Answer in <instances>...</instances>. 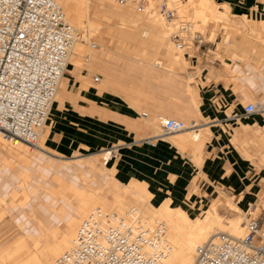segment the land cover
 <instances>
[{
  "label": "rangeland",
  "instance_id": "1",
  "mask_svg": "<svg viewBox=\"0 0 264 264\" xmlns=\"http://www.w3.org/2000/svg\"><path fill=\"white\" fill-rule=\"evenodd\" d=\"M170 1L177 14L181 13V16H185L190 20L191 32L193 30L204 32L209 29L213 31V35L217 33V37H221L218 46L223 44L226 47H232V50L237 52L239 56L254 61L256 66L264 70V0H253V8L250 11H248L246 4L242 2L234 1L231 10L230 5L226 1L224 3V1L214 0L215 12L205 17L195 13V8L188 3V0ZM89 2L91 3L90 13L84 17L83 25L79 26L72 23L77 30V42L80 43V46L82 45L80 54L83 56L85 54L91 55L94 59L92 68L100 72L102 76V80L98 85L99 89L111 87L137 108L135 119L130 121L132 124H128L125 127V130L133 134L126 135L127 137L122 140L126 141V143L119 145H138L139 141H141L139 138L141 137L142 122L150 125L148 121L150 118L152 119L151 124L155 133L161 130L160 117L162 116L174 117L183 120L187 124L192 121L197 123L194 127L182 129L184 131L198 127L199 120H203L205 117L199 112V100L190 83L191 80H194L193 75L197 71H190L188 68L189 63L183 60V58L185 59V49L175 47L169 37L171 29H167L160 18L156 20L152 17L150 18L148 12H138L131 4L121 5L116 0H89ZM179 3L184 4L185 9H183V12L178 11L176 5ZM104 4H110L114 12L107 16L102 14L100 8ZM70 17L72 16L70 15ZM88 21L92 22V24H89ZM85 22L86 24L84 25ZM143 29H147L146 35H141V30ZM151 35H155L156 39L151 38ZM136 37L142 40L141 43L136 42ZM225 37L228 42H224ZM243 37L247 40L245 46L242 44ZM90 41L96 42L97 46L90 47ZM84 51L86 52L84 53ZM173 57H179L178 61L173 63L176 68L175 73L169 72L166 68L168 60H172ZM154 58L161 60L159 66L151 64ZM148 68L157 69L158 73L151 76L146 72ZM262 97L264 96L260 95L259 97L249 98L247 101L242 100L243 106L248 101L264 104V98ZM142 110L146 111L148 115L142 117ZM253 114H245L242 107L237 119L226 124L224 129L228 136V144L256 169V173L251 177L254 181H258L260 189L258 192L253 193L255 198L252 202L254 205L252 215H257L260 221L264 223V207L262 205V201H264V122L262 113ZM197 129L199 135L196 140L192 139V132L182 135L180 130L176 132L177 135L170 139L180 146H183L181 145V140L194 141L193 143L199 145L203 129ZM45 140L46 135L43 138L40 137L38 142L42 147L40 149L38 147H30L27 144H13L11 139L6 140L0 136V177H7V181H4L2 188L3 192H0V197L2 198L0 209L5 210L3 214H0V264H15V261L21 258V256L17 257L15 254L3 255L6 250L11 248L15 239L19 236L24 235L28 245H32L31 235H39L41 232L49 233L53 229L61 230L63 225L54 226L50 230L36 227L35 223L38 222L36 217H38L39 209H45L43 214L51 213L56 217L60 216L58 218L62 221L61 224L65 223L62 217H68L74 212L77 202L75 196L79 194L73 190V185L67 181L74 183L73 179H76V177L81 179V176L74 173L66 174L61 176V178L54 176L51 174L54 169L47 166L48 160L44 161L43 158L56 160L63 164L74 163L81 159L84 160L83 164L85 165L86 161L89 163L95 162V157L99 155L97 153L104 151L106 148L113 149L112 147L115 148L116 146L115 151H118L115 144L99 149H91V145L83 144L87 149V153L84 152L85 154L56 159L52 157L53 154L48 150ZM122 141L118 140V143ZM198 158H194V161H201L200 157ZM96 166L100 172H109L99 162ZM198 170L192 178L194 182L193 188L184 192L187 213L193 218L201 216L206 210L213 211L215 209L221 216L223 226L227 227L231 221L236 219L240 224V228L243 229L242 224L247 216L246 211L250 201L244 202L243 209L234 210L228 204V200L231 198L230 201L235 202L239 198L244 199L242 193L245 191L240 193L239 191L227 190L219 186H214L212 190H202L198 187L197 182L200 176L206 178V175L201 173L200 168ZM27 174L26 178L25 175ZM130 180L131 178L125 181L117 176L111 177L101 187L87 186L81 188L76 186L81 190L92 189L96 191V197L99 199L103 195L108 204L106 210H109L111 202L114 200L111 189L117 188L116 192L121 194L120 183H128ZM24 192L27 195L26 198L24 197ZM13 193L16 196L14 203H11ZM60 193H65L71 201ZM85 193L87 191H82V195ZM167 193L165 192V194ZM163 195V192H154V196L149 202L159 205L164 198ZM30 196L33 197L32 201L29 199ZM108 196L112 197L109 198ZM123 196L121 198L126 199L122 200L127 209L133 204L131 201L133 196L131 198L130 193H126ZM171 197L172 204L179 202L173 196ZM19 199L23 200V206L17 209L15 206L21 203ZM98 205L100 203H97ZM89 210L84 213L87 214ZM84 213L80 214L81 217L78 216L76 225L83 218ZM12 216L25 218L31 223L26 224V228L22 226L21 222L14 220ZM66 246L67 244L64 243L61 251L54 254L50 261L45 264H52L53 258L58 256Z\"/></svg>",
  "mask_w": 264,
  "mask_h": 264
},
{
  "label": "crops",
  "instance_id": "2",
  "mask_svg": "<svg viewBox=\"0 0 264 264\" xmlns=\"http://www.w3.org/2000/svg\"><path fill=\"white\" fill-rule=\"evenodd\" d=\"M220 1H226L231 10L234 1L246 4L248 11L253 8V0ZM100 12L110 15L114 10L102 7ZM144 31L147 29L141 30V35L147 34H144ZM212 32L209 29L201 32V41H197L195 38L188 44L184 52L190 71H197L193 77L194 80H191L190 83L199 100V112L205 117L203 120H199L198 127H195L203 129L197 149L192 144L194 141L181 142L183 146L174 143L170 138L177 135V131L161 136L158 135V132L155 133L151 118L148 120L150 125L142 122L141 137L139 138L141 141L138 145L120 146L119 144L126 143V141H122L127 137L126 135L133 134L125 130V127L132 124L130 121L135 119L137 108L111 87L99 89L98 85L102 76L100 72L92 68L94 59L91 55L78 54L80 61L78 60L77 63L79 65L70 64L67 85L62 90L60 103L53 108L52 123L45 142L48 150L53 154L52 157L56 159L85 154L87 149L83 144L91 145V149L115 144L118 151L114 152L106 165L114 166L116 170L113 174L106 171L100 172L97 170V163L86 161L85 165L87 166H85L84 160L81 159L74 163L63 164L56 160L43 158L44 161L48 160L47 166L54 169L51 174L60 178L71 173L80 175L81 179L76 177L73 179L74 183L67 182L81 188L101 187L111 177L118 176L125 181L130 178H138L144 180L153 193L163 192L164 198L171 195L176 201L185 202L184 192L193 188L192 178L200 168L206 178L199 177L197 182L199 188L212 190L214 186H219L240 193L245 191L242 193L244 202L250 201V204H253L255 198L253 193L260 189L258 181H254L251 177L256 173V169L228 144V136L224 127L230 121L237 119L239 111L243 107L242 100L247 101L249 98L264 96V70L256 66L254 61L239 56L232 50V47H226L223 44L218 46L221 37L218 38V34L213 35ZM135 39L137 43L142 41L138 37ZM224 42H228V40L225 39ZM242 42L244 46L247 44L245 37ZM178 59L173 57L172 60H168L167 66L170 67L166 68L169 72H176L173 63ZM153 60L151 62L153 66L160 65ZM146 72L151 76L158 73L154 68H148ZM94 76H98V79L95 80ZM187 86L190 85L187 84ZM147 115L148 113L145 116ZM252 115L254 114L252 113ZM193 124L195 126L197 123L192 121L188 127H194ZM180 131L182 135L186 133L182 129ZM153 134L154 136H152ZM118 140L122 142L118 143ZM198 157L201 158L199 165L194 161V158ZM4 181H7V177H0V192H3ZM116 189L112 188L111 190L116 192ZM88 190L92 189L81 190V192ZM165 192L168 193L165 194ZM60 194L69 199L65 193ZM15 196L13 193L11 203H14ZM75 198L77 201H81V199H85V196L79 194ZM29 199L32 201L33 197L30 196ZM19 202H21L18 204L19 207L15 206L17 209L23 206V200L19 199ZM44 210V208L38 210L36 227L50 230L54 226L63 225L61 230L53 229L49 233L41 232L39 235H31L32 245H28L24 235L16 238L11 248L3 253V255L21 256L15 261V264H34L35 245H37L38 253L44 262L50 260L54 255L46 248V245L52 247L54 251L63 247L60 238L68 230L66 226L68 217H62L65 223L61 224L60 216L58 218L51 213L43 214ZM0 214H3L1 209ZM12 217L26 228V224L31 223L22 217Z\"/></svg>",
  "mask_w": 264,
  "mask_h": 264
},
{
  "label": "built area",
  "instance_id": "3",
  "mask_svg": "<svg viewBox=\"0 0 264 264\" xmlns=\"http://www.w3.org/2000/svg\"><path fill=\"white\" fill-rule=\"evenodd\" d=\"M138 12L156 13L175 47L186 50L201 32L175 12L170 0H116ZM77 36L59 0H0V131L30 147H39L59 81ZM90 47L96 42L90 41ZM195 74L193 75V77ZM97 80L98 76H94ZM245 114L262 113L264 104L249 101ZM147 114L142 111V116ZM188 127L174 117L160 119L158 135ZM249 204L243 231L221 232L196 249L193 264H264V223ZM162 222L144 224L134 207L124 214L94 207L76 228L71 244L52 264H159L166 249Z\"/></svg>",
  "mask_w": 264,
  "mask_h": 264
},
{
  "label": "bare ground",
  "instance_id": "4",
  "mask_svg": "<svg viewBox=\"0 0 264 264\" xmlns=\"http://www.w3.org/2000/svg\"><path fill=\"white\" fill-rule=\"evenodd\" d=\"M188 1H189L188 3H190L195 8V13H197L198 15L205 17L207 15H212L215 12L214 0H188ZM59 2L62 3L61 5H62L63 10L65 12L66 18L71 23H75L79 26H82L84 17H86V15L90 13L91 3L89 2V0H59ZM174 3H176V2L174 1ZM224 3H225V1H224ZM173 5H175V4H173ZM183 5L180 3L178 5H176L178 7L179 12H183V9H185ZM101 7H106L107 10L112 9V7H110V4H104V5H101ZM186 9H187V7H186ZM180 14L181 13H179V15ZM70 15L72 17H70ZM148 16H150V18L152 17L155 20L158 19V17L156 16V13H154V12L149 13ZM85 21H86V19H85ZM88 23L92 24V22H90V21H88ZM85 24H86V22L84 23V25ZM145 33H147V31H144V34ZM154 37L156 38L155 35H153V38ZM225 39H226V37H225ZM226 41H227V39H226ZM80 47H82V45L80 46V43L77 42V36H76V38L72 44V49L68 55L65 72L63 73V75L59 81V84H58L59 88H57V91H56V94L54 97L55 100H53L54 103H52L53 105L51 106L50 112H49L47 120L45 122V127H44L42 134H41V138H43L44 135H46V136L48 135V132H49L48 129L52 123L51 114L53 113V108L55 107V105H57L58 102L62 99V90L65 89V87L67 85V81H68V74L67 73L71 69L70 64L75 63V64L79 65L77 62H78V60L80 61V59H79L80 57L78 58V54L81 53ZM85 52L86 51H84V53ZM175 58H177V57H175ZM153 62L161 63V60L160 59H154ZM169 67L170 66H167V68H169ZM189 88H191V86H189ZM160 118H164V116H162ZM192 126H194V124ZM197 130L198 129H196V128H191V129H186L184 132H186V133L192 132L191 137L193 140H196L198 138V135H199V133H198L199 131H197ZM0 136L6 140L10 139V138L4 136L1 131H0ZM152 136H154V134ZM11 140H12L13 144H18V143L26 144V143L21 142L20 140H18L16 138H11ZM182 141L186 142L189 140H181V142ZM192 144H193L194 148H198V144L193 143V142H192ZM38 148H40V149L42 148L40 144H39ZM112 148L113 149H110V148L107 149L106 148L104 151L97 153L99 155H97L95 157L96 158L95 163L99 162V163L103 164L104 168L107 169L110 174H113L115 167L114 166L113 167L107 166L106 162H108V160L111 158L113 152L116 150V146H115V148L114 147H112ZM104 159H106V161H104ZM200 162L201 161H195V163L198 165L201 164ZM25 176L27 178L28 174ZM23 182H24V180H23ZM120 188L122 189L121 194H119L118 192H113L112 196H114V198H113L114 200L111 202V206H110V209L108 211H115L118 214H124V212L126 211V207H125V204L123 203V200H122L124 198H121V196L125 195L126 193H130L131 198L133 196V198L131 200L133 202V204L131 207H134L138 211V213L142 216L144 224L147 227H153L157 222H162L163 225L165 226L166 249H165L164 255L161 258V261L159 264H193L194 259H195V255H196L197 247L199 245L203 244L207 239L215 237L216 235H218L221 232H226V233L238 236L241 234V232L243 230L240 228V224L236 219H234L235 221H231L227 225V227L223 226L221 216L217 213V211L215 209L213 211L212 210H206L201 216H195L192 218L187 213L185 202L179 201L176 204H172V200H171L172 197L171 196H167V197L163 198V200L161 201V203L159 205H154V204L150 203L149 201L154 196V193L147 187L146 182L144 180H141L138 178H132L128 183L122 182ZM73 189H74V191L78 192L79 194H82L81 190L76 185L73 186ZM95 193L96 192L93 190H88L87 193L84 194L85 199H81V201L78 200L76 205H75L76 207L75 208L73 207L74 208L73 214H70L68 216V219L66 221V226L68 227V230L65 231L61 235V238H60V242L62 244H64V243L67 244L65 249L71 244V240H72V238L75 234L76 228H77L76 226H78V224L76 225V220L78 219V216H80L81 213L87 212L88 209L92 210L94 207H100L101 209H104V210L107 209L108 204L106 203L104 196L99 199L98 197H96ZM24 194H25V192H24ZM26 196L27 195H25V198H26ZM108 197L111 198L110 196H108ZM124 200H126V199H124ZM230 200H231V198H230ZM230 200H228V204L231 206V208H233L234 210L243 209L244 199L239 198V200L235 201V202L234 201L232 202ZM262 202H263L262 205L264 207V201H262ZM97 203H100V205L97 206ZM90 210H89V212H90ZM4 212H5V210H2V213H4ZM84 214H85L84 216L82 215L83 217H85L87 215L86 213H84ZM80 220H79V222H80ZM35 247H36V251L33 254V261H34L33 263L34 264L48 263L50 260L44 262L41 259L40 254L38 253L37 245H35ZM46 248H48V250H50L53 254H56V253L60 252L63 247H61L57 251H54L53 248L48 246V245H46ZM58 256L53 258V261ZM53 261H52V263H53Z\"/></svg>",
  "mask_w": 264,
  "mask_h": 264
}]
</instances>
